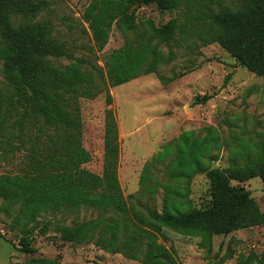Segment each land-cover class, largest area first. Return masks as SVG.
<instances>
[{
  "label": "trees",
  "instance_id": "16d2710c",
  "mask_svg": "<svg viewBox=\"0 0 264 264\" xmlns=\"http://www.w3.org/2000/svg\"><path fill=\"white\" fill-rule=\"evenodd\" d=\"M155 4L160 10L181 15L164 25L137 23V11ZM49 0H0V159L24 154L26 164L18 174H0L1 210L12 219L11 230L19 233L15 248L33 255L35 233L48 234L47 214H68L88 208L97 219L67 225L57 222L55 231L64 242H93L112 254L141 264H181L167 233L200 239L209 255L214 237L264 225V213L245 183L260 178L264 191V127L225 144L229 165L211 167L224 144L215 127L203 136L185 131L165 145L140 175L142 195L153 199L159 187L165 201L161 212L138 209L128 202L119 180V130L112 109L105 111L103 171L85 167L92 154L82 140L81 99L105 94L112 104L110 87L154 74L174 60L173 51L162 45L198 40L202 46L218 43L250 72L264 76V0H92L82 15L92 33V55L107 46L116 26L124 44L99 66L76 48L54 36L52 23L41 17ZM20 16L19 23L14 18ZM164 83L168 82L164 78ZM210 95L198 97L205 104ZM162 164L161 178L155 177ZM200 174L210 182L211 204L193 205L191 183ZM133 197V195H132ZM219 254H215V257ZM234 258L228 247L216 264ZM26 264H61L57 258H31ZM236 264H264V253L240 254Z\"/></svg>",
  "mask_w": 264,
  "mask_h": 264
},
{
  "label": "rangeland",
  "instance_id": "374dc122",
  "mask_svg": "<svg viewBox=\"0 0 264 264\" xmlns=\"http://www.w3.org/2000/svg\"><path fill=\"white\" fill-rule=\"evenodd\" d=\"M50 7L41 14L49 20L54 36L76 48L78 56L89 57L103 67V60L124 44V36L114 26L105 49L89 52L94 46L92 33L83 21L85 8L92 0H49ZM181 15L177 12L160 10L155 4L137 11V23L147 26L164 25L170 19ZM17 24L20 16L15 17ZM177 42L162 45L167 53L173 51L174 60L160 66L154 74L144 75L126 84L110 87L112 104L108 105L106 95L94 100L81 99L82 140L84 147L92 154V160L85 167L97 174L103 171L105 111L112 109L119 130L120 162L119 180L128 202L138 209L151 208L161 212L165 193L159 187L153 199L142 195L139 186L140 175L146 162L150 161L163 146L173 142L185 131H195L203 136L204 128L215 127L224 144L217 152V160L211 167L224 168L229 165L225 144L233 145L234 137L251 136L264 127V76H258L241 66L236 59L218 43L202 46L198 40L185 42L178 34ZM164 78L168 82L164 83ZM3 75L0 66V84ZM210 95L205 104H195L198 97ZM24 154L14 158L0 159V174H18L25 167ZM163 165L160 164L155 177L160 179ZM233 185L249 190L251 197L264 213V191L260 178L245 183L232 181ZM210 182L205 174L197 175L191 183L190 198L193 205L204 209L211 204ZM133 195V197H132ZM0 199V264H26L31 258H57L61 264H141L128 260L121 254H112L98 248L93 242L75 244L64 242L55 231L57 222L73 225L100 217L94 209L84 208L68 214H47L40 219L51 220L46 236L35 233L34 247L37 252L28 255L19 252V233L12 231V219L1 210ZM167 246L172 247L181 264H216L228 247L234 251V258L224 264H236L240 254L264 253V225L243 229L228 236H215L213 252L207 254L199 247L200 239L168 232ZM219 254V257H215Z\"/></svg>",
  "mask_w": 264,
  "mask_h": 264
}]
</instances>
